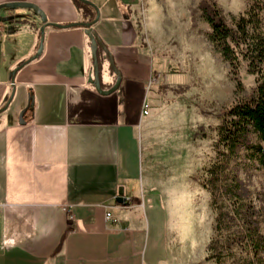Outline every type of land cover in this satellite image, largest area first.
Listing matches in <instances>:
<instances>
[{
	"label": "crops",
	"instance_id": "1",
	"mask_svg": "<svg viewBox=\"0 0 264 264\" xmlns=\"http://www.w3.org/2000/svg\"><path fill=\"white\" fill-rule=\"evenodd\" d=\"M81 1L112 58L148 66L120 16L136 0ZM88 18L73 0H0V264H157L167 242L137 141L149 77L114 63L118 88L98 93L86 28L68 27Z\"/></svg>",
	"mask_w": 264,
	"mask_h": 264
},
{
	"label": "rangeland",
	"instance_id": "2",
	"mask_svg": "<svg viewBox=\"0 0 264 264\" xmlns=\"http://www.w3.org/2000/svg\"><path fill=\"white\" fill-rule=\"evenodd\" d=\"M252 1L136 0L133 11L120 9V16L128 19L126 29L133 33L128 39L149 63L143 66L130 51L113 55L123 72L149 77L144 97L147 115L137 129V141L141 172L152 192L146 196L157 208L158 223L165 224L168 236L164 248L160 243L157 264H215L207 252L215 212L202 179L216 157L223 114L252 92L258 76L248 73L241 57L232 73L208 42L209 31L198 7L214 3L233 26ZM261 18L264 21V13ZM99 54L102 59L103 52ZM106 66L100 79L109 82L103 85L109 89L115 75ZM236 81L242 91H237ZM239 177L256 209H264L261 172L240 170Z\"/></svg>",
	"mask_w": 264,
	"mask_h": 264
},
{
	"label": "trees",
	"instance_id": "3",
	"mask_svg": "<svg viewBox=\"0 0 264 264\" xmlns=\"http://www.w3.org/2000/svg\"><path fill=\"white\" fill-rule=\"evenodd\" d=\"M73 2L89 17L88 23H93L97 17L94 7L81 0ZM198 9L209 31L208 42L232 73L241 57L248 73L258 76L252 92L223 114L217 129L216 157L202 179L215 212L208 260L215 264H264V209H256L239 177L240 170L254 169L261 172L264 184V0H253L246 15L233 26L214 3H200ZM97 60L101 77V61ZM100 85L103 89L101 79ZM236 89L242 91L239 81Z\"/></svg>",
	"mask_w": 264,
	"mask_h": 264
},
{
	"label": "water",
	"instance_id": "4",
	"mask_svg": "<svg viewBox=\"0 0 264 264\" xmlns=\"http://www.w3.org/2000/svg\"><path fill=\"white\" fill-rule=\"evenodd\" d=\"M20 7L33 10L43 21L45 20L42 12H40L38 8H36L35 6L25 4ZM96 19L91 24L77 23V24H71L68 27L86 28L85 34L90 41V50H91L92 65H93V79L91 80V84L94 86L95 90L98 93L103 94V95H108L116 91V89L118 88L120 84L121 77H120V73L118 72V70L116 69L114 65V61H113L111 54L109 53L107 48L104 46V44L101 42L97 34L90 28L95 23ZM98 48L104 52V55L106 56L107 61H108L109 68L112 70V72L114 73L116 77L115 84L109 90H106V91L102 90L101 85H100V72H99V66H98V60H97V49ZM115 202L118 204H125L126 202V198L124 196V190L122 187H120L117 191Z\"/></svg>",
	"mask_w": 264,
	"mask_h": 264
},
{
	"label": "built area",
	"instance_id": "5",
	"mask_svg": "<svg viewBox=\"0 0 264 264\" xmlns=\"http://www.w3.org/2000/svg\"><path fill=\"white\" fill-rule=\"evenodd\" d=\"M0 29H1V22H0ZM1 36H2V33H1V30H0V38H1ZM146 108H147L146 105L143 103L142 115H147ZM106 219L107 220H111L112 219V216H111V214L109 212L106 213ZM113 221H115V220H113Z\"/></svg>",
	"mask_w": 264,
	"mask_h": 264
}]
</instances>
